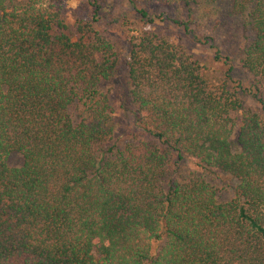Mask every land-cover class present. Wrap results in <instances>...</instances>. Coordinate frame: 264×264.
<instances>
[{
    "label": "trees",
    "instance_id": "trees-1",
    "mask_svg": "<svg viewBox=\"0 0 264 264\" xmlns=\"http://www.w3.org/2000/svg\"><path fill=\"white\" fill-rule=\"evenodd\" d=\"M0 264H264V0H0Z\"/></svg>",
    "mask_w": 264,
    "mask_h": 264
},
{
    "label": "rangeland",
    "instance_id": "rangeland-1",
    "mask_svg": "<svg viewBox=\"0 0 264 264\" xmlns=\"http://www.w3.org/2000/svg\"><path fill=\"white\" fill-rule=\"evenodd\" d=\"M78 2H79V0H68L69 9L72 10V9L76 8ZM73 4H75L74 7L72 6ZM115 5H116L117 9H120V7H123V8L125 7L124 4H122L120 1H115ZM226 8H227L226 5H222L221 6V12L225 13ZM225 17H227V16H225ZM220 21L217 22L215 17L211 15L209 21L200 20V22H199L200 25H196L195 27L193 25L191 27H194L193 29H195L200 34L215 37L216 44L219 45V47L223 50V52L227 51L226 53H231L232 45H231L230 40H229V33H230L229 29H231V28L228 27V26H230V24L221 25ZM215 24L217 27H214ZM167 28L171 31V33L173 34V37L182 39L185 42V44L191 49V51L197 55L199 60L208 67V70L210 71V74L212 77H214V78L219 77V73H221L222 66L219 64H214L212 62V60H211L213 57V50L212 49L208 48L207 46L197 45V44L191 42L190 40L185 39V37H182L183 35L179 30L174 29L171 26H168ZM233 48H234V45H233ZM233 48H232V50H233ZM19 162H20L19 157H15V156L9 160L10 165L11 164L12 165H18ZM208 180L213 185L217 184V181L211 177H208Z\"/></svg>",
    "mask_w": 264,
    "mask_h": 264
},
{
    "label": "clouds",
    "instance_id": "clouds-1",
    "mask_svg": "<svg viewBox=\"0 0 264 264\" xmlns=\"http://www.w3.org/2000/svg\"><path fill=\"white\" fill-rule=\"evenodd\" d=\"M73 7L75 6V4L72 5Z\"/></svg>",
    "mask_w": 264,
    "mask_h": 264
}]
</instances>
